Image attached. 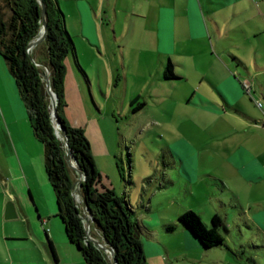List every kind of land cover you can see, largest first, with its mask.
I'll use <instances>...</instances> for the list:
<instances>
[{
  "label": "rangeland",
  "instance_id": "rangeland-1",
  "mask_svg": "<svg viewBox=\"0 0 264 264\" xmlns=\"http://www.w3.org/2000/svg\"><path fill=\"white\" fill-rule=\"evenodd\" d=\"M223 1L225 4H216L220 14L214 19L221 29L210 23L202 62L175 67L185 75L182 80L166 83L161 79L158 54L152 49L144 51L140 63L129 60L128 77L123 81H113L108 58L99 60L81 48L78 53L83 74L76 71L74 58L68 56L73 73L68 76L66 71L65 76V119L72 127L83 129L103 184L121 196L126 194L139 215L151 224L153 236L143 238L148 264H264V242L245 223L235 199L239 187L231 163L234 150L238 155V112L215 95L214 86L216 80L224 88L238 81L232 54L249 61L252 73L264 79V0L257 6L249 0L242 2L239 15L238 0ZM72 24L76 29L73 19ZM71 35L76 43V30ZM198 92L220 106L203 108ZM137 97L134 106L140 102L146 105L134 112L130 101ZM246 105L254 114L264 113V99L260 97L252 101L248 97ZM38 143L42 152H31L21 177L14 162L0 157V264H6L10 247L31 245L13 239L26 236L23 234L28 230L21 222L25 215L20 204L29 210L36 227H42L38 214L58 217L56 194L46 171L43 147ZM74 172L77 181L79 175ZM73 194L83 216L89 219L79 184ZM9 201L18 209L17 218L5 217ZM186 210L199 214L207 226L211 217L219 214L228 228L221 227V232L229 248L205 249L181 226L168 230L163 225H176L178 215ZM83 223L88 231V224ZM156 234L160 239H152ZM88 239L94 240L91 236Z\"/></svg>",
  "mask_w": 264,
  "mask_h": 264
},
{
  "label": "crops",
  "instance_id": "crops-1",
  "mask_svg": "<svg viewBox=\"0 0 264 264\" xmlns=\"http://www.w3.org/2000/svg\"><path fill=\"white\" fill-rule=\"evenodd\" d=\"M244 1L246 0H238V15L243 11L241 4ZM249 1L252 6L259 3V0ZM56 2L74 43L75 50L68 56L74 58L76 71L85 74L78 51L86 48L99 60L103 57L110 59L112 66L110 75L113 81L115 79L123 81L128 77L129 60L140 63L144 51L152 49L158 54L160 77L166 83L185 78V75L175 67L181 69L202 62L204 49H208L205 47L208 45L205 41L206 34L211 31L210 23L213 22L219 30L221 29L214 20L216 15L220 14L216 4H225L223 0H56ZM229 4L231 5V2ZM72 19L76 21V29ZM73 30H76V43L71 35ZM98 51L100 53H97ZM68 56L65 61L67 74L71 76L73 71ZM232 61L238 66V81L231 82V86L224 88L223 83L216 80L215 95H219L228 107L238 112V155L234 150L231 163L239 187L235 199L238 201V210L245 223L255 229L259 239L264 242V113L254 114L246 105L248 97L251 101L253 97L264 99V79L252 73L250 62L241 55L232 54ZM169 62L173 64L178 78L164 77ZM198 94L201 98L199 105L203 108L214 109L220 106L203 93ZM145 105L146 103L141 109ZM38 142L40 141L34 134L15 79L0 54V157L4 156L7 163L14 162L20 168L17 169L18 176L21 177L22 170L25 171L24 164L27 163L31 152L37 149L42 152ZM40 144L44 152V145L41 142ZM9 174L12 175V171ZM246 186L248 189L243 188ZM7 199L6 196L5 200ZM33 202L35 206H39L38 202ZM19 207L25 215L21 222L28 226V230L23 234L26 236L21 235L13 239L23 240L31 245L29 247L16 245L14 249L10 247L6 264H87L76 245L70 241L64 220L58 213V217L55 218L38 214L37 219L42 225L40 228L33 223L29 210L22 204ZM16 211L18 213V209ZM140 217L144 219L141 215ZM159 235L156 234L152 239H160ZM35 237L40 239L44 247L38 245ZM48 239H51L55 247L59 263L54 260Z\"/></svg>",
  "mask_w": 264,
  "mask_h": 264
},
{
  "label": "trees",
  "instance_id": "trees-1",
  "mask_svg": "<svg viewBox=\"0 0 264 264\" xmlns=\"http://www.w3.org/2000/svg\"><path fill=\"white\" fill-rule=\"evenodd\" d=\"M43 1L47 34L42 42L29 49V45L40 36L42 28L40 0H0V54L15 79L34 134L44 145L45 167L56 194L58 214L64 220L70 241L76 245L87 264H112L113 258L88 239L80 216L83 215L82 207L73 194L75 172L67 161L64 141L57 135L51 116V100L45 81L47 73L51 87L58 96L57 111L67 131L72 156L86 175L79 185V192L90 215V236L115 249L117 264H148L143 238L153 236L150 225L140 217L126 194L121 196L103 184L102 175L95 169L90 141L83 129L72 127L65 119V59L75 48L56 0ZM164 77H179L171 62L166 66ZM136 103L138 98L130 102L134 112L145 104L140 102L134 106ZM177 225L189 235L191 233L194 241L196 238L205 249L229 248L221 232V227L225 230L228 228L219 214L211 217L210 226L193 210L180 213L176 225L164 224L168 230H173ZM48 244L54 260L59 263L51 239H48Z\"/></svg>",
  "mask_w": 264,
  "mask_h": 264
},
{
  "label": "water",
  "instance_id": "water-1",
  "mask_svg": "<svg viewBox=\"0 0 264 264\" xmlns=\"http://www.w3.org/2000/svg\"><path fill=\"white\" fill-rule=\"evenodd\" d=\"M40 3L42 5V15H43V23H42V28L40 31V36L29 45V49H32L33 47H35L38 43L42 42L47 34V21H46V6L43 0H40ZM45 81H46V88L47 91L50 95V100H51V108H52V118L54 121V126L56 129V133L57 135H61L63 141H64V147L66 149V157H67V161L69 163V165L72 167V169H74L77 174L79 175L77 181L75 182L76 184H81L82 181L85 179L86 175L83 171H81L78 168V162L77 160L72 156V152H71V148H70V144H69V138L67 135V131L59 117L58 111H57V106H58V96L56 95V93L53 91L52 87H51V82H50V77L49 74H45ZM82 220L85 221L88 226L89 229L87 231L88 236L90 237V229H91V222L90 220L83 215H80ZM5 217L7 219H13L18 217V213L16 211V207L13 201H9L6 205V210H5ZM98 247L102 248L105 252H110L113 258V262L112 264H117L116 263V259H115V249L107 246L105 243H103L102 241L99 240H92Z\"/></svg>",
  "mask_w": 264,
  "mask_h": 264
},
{
  "label": "built area",
  "instance_id": "built-area-1",
  "mask_svg": "<svg viewBox=\"0 0 264 264\" xmlns=\"http://www.w3.org/2000/svg\"><path fill=\"white\" fill-rule=\"evenodd\" d=\"M258 104L261 106L262 105V103L261 102H258Z\"/></svg>",
  "mask_w": 264,
  "mask_h": 264
}]
</instances>
